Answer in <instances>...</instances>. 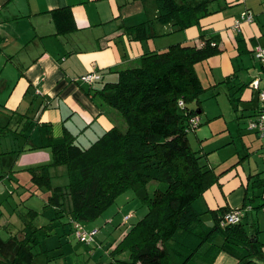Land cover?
Masks as SVG:
<instances>
[{
  "label": "crops",
  "instance_id": "crops-1",
  "mask_svg": "<svg viewBox=\"0 0 264 264\" xmlns=\"http://www.w3.org/2000/svg\"><path fill=\"white\" fill-rule=\"evenodd\" d=\"M212 3L219 11L202 17L199 25L176 29L157 19L155 0H0V126L9 127L1 131L0 140L3 136L10 139V135L15 139L19 134L15 129L20 127L24 136L22 145L7 147V142L0 151V199L13 190L9 181L19 187L23 178L36 186L29 168L51 162L49 148L40 147V125L49 124L54 136L67 130L77 135V140H88L90 134L99 135L113 126L124 130L127 124L122 116L100 98L105 83L117 81L118 72L136 66L145 52L178 42L201 46L203 29L205 38L211 37L219 52L197 62L194 69L204 90L224 85L231 111L228 114L219 108L211 112L200 102L199 123L187 132H193L198 148H191L206 159L214 178L200 204L204 209L250 206L244 213V218L250 216L249 221H243L246 231L264 243V190L259 203L253 202L261 192L258 188L255 195L254 188L264 186V145L248 125L258 110V89L264 87V63L253 54L254 45H264V0ZM62 8L71 15L66 19L67 26L72 25L67 32L58 29L52 16ZM243 11L252 13L253 20L240 19L237 28L235 20ZM138 28H142L143 38ZM89 71L99 73L100 78L91 83L82 80L81 75ZM255 80L257 87L252 84ZM215 92L211 98L223 99ZM201 114L206 118L203 126ZM49 172L51 179L65 173L58 166H49ZM125 216L122 222L130 218ZM209 216L206 213L203 219L211 220ZM83 225L98 226L89 221ZM129 228L113 231L117 234L108 243L110 256ZM110 237L102 234L105 241ZM99 240L94 245L102 247ZM4 246L0 241L1 252L11 256L14 242L8 240ZM195 262L205 264L206 258L196 257ZM237 263V258L224 250L209 262Z\"/></svg>",
  "mask_w": 264,
  "mask_h": 264
},
{
  "label": "trees",
  "instance_id": "trees-1",
  "mask_svg": "<svg viewBox=\"0 0 264 264\" xmlns=\"http://www.w3.org/2000/svg\"><path fill=\"white\" fill-rule=\"evenodd\" d=\"M212 1L155 0L157 19L176 29L199 25L202 17L219 11L210 8ZM52 16L61 32L72 27L66 24L71 16L66 8L54 10ZM205 35L201 29V46L178 42L145 52L136 66L118 72L117 81L105 83L100 98L119 112L127 124L124 130L113 126L83 144L67 130L54 136L49 124L40 125V147L49 148L51 162L29 168L30 179L49 191L45 206L56 216L44 225L25 224L19 229L22 237L14 233L13 239L4 240L14 242L15 251L6 256L0 249V264H31L34 255L48 250L44 238L51 234L55 218L70 216L74 232L75 221L83 224L97 218L130 188L147 211L114 248L128 252L129 259L120 264H196L199 256L209 264L220 250L234 255L237 264H264V243L248 234L244 214L238 223L222 226L219 217L232 207L204 209L200 204L214 178L203 156L191 148L187 132L190 118L198 117L204 91L194 65L219 52ZM4 129L9 127L0 126V133ZM60 165L67 170L68 182L52 186L49 166ZM206 213L212 225L203 219Z\"/></svg>",
  "mask_w": 264,
  "mask_h": 264
},
{
  "label": "rangeland",
  "instance_id": "rangeland-1",
  "mask_svg": "<svg viewBox=\"0 0 264 264\" xmlns=\"http://www.w3.org/2000/svg\"><path fill=\"white\" fill-rule=\"evenodd\" d=\"M210 8L215 9L217 8V6L216 4L212 3L210 5ZM193 43L194 42H191L190 44ZM200 76L204 82L203 84L208 86L207 80L203 79L204 77L202 72L200 73ZM214 91H216L215 93H218L219 95H223V99L221 97L218 98V100H216L217 98H211L210 94L214 93ZM214 91L211 87H207L200 94L201 104L211 112L222 108L223 110L225 109L229 114L231 109L229 108V102L225 94L227 91H224V85L223 87L214 89ZM201 115L202 120L200 126H203L206 124V118L205 116H203V114ZM232 123L231 128L233 129L234 124ZM17 130L20 133L16 135L15 139H13L11 135L8 136L10 137V139L5 136L1 138L0 151L4 147H6L7 142L9 143L7 147L20 146L24 143L22 140V137L24 136L21 135L23 133V128L20 127L17 128ZM93 136L94 134H90V136H88L89 141L95 138ZM187 136L190 146L193 149H197L198 145L193 132H189ZM89 141L87 139L81 140L83 144H88ZM202 160L207 162L204 157L202 158ZM58 167H62L65 173H63V175L59 174L58 176L53 175L51 184L57 185L62 183L61 185L62 187H64L68 182L66 168L62 165ZM9 186L13 190L11 192H8L4 199H0L1 242H6L3 241L5 239H13L12 235L14 233H19L20 227L24 226L25 224H29L31 227L46 224L50 222L51 218L56 216L55 210L53 208L45 206V198L47 197L49 192L44 188H39L32 184H29L27 181L25 182L23 178L21 180V186L14 187V185L11 184L10 181ZM152 188V184L148 185L149 192H151ZM255 188V195L257 192L256 190L258 188L261 189V192L253 201L257 205L260 201V194L262 193V190H264V186L260 185L259 187ZM1 196L2 195H0V197ZM249 196H252L251 189L249 191ZM68 206L69 200L65 199L64 208L68 209ZM146 209V205L139 200L133 189L130 188L124 190L116 196L114 201L110 203L97 218L89 221L91 225H98L95 226L97 228V233L94 235L93 240L89 243L80 242L75 236L72 230V225L71 223H69L70 216L66 214L61 216L60 218H55L56 223L52 226L53 230L51 231V234L44 238V244L46 245L48 250L46 252H40L39 254L34 255V259L31 264H116V262L120 264L117 259L128 260L129 255L126 250H113L114 253H112L111 251L113 256L109 255V250L107 249L109 248L108 243L111 242L117 234L113 233V231L117 230L116 232H119L126 229V227H130L131 224L136 222L145 214ZM30 210L35 211V213ZM124 214H127V216L130 218L122 222L121 217ZM109 218L114 219V222L109 223L108 221H106ZM253 218L255 221L256 216L254 215V213ZM249 219L250 216L247 215L246 218H243V221L246 222L249 221ZM102 234L106 238L109 234H111V237L105 241L102 238ZM97 238H100V240L97 242L101 243L102 247L94 245V242L97 240ZM218 240H220L219 237ZM3 249H6L5 246ZM33 249H35V246L33 247Z\"/></svg>",
  "mask_w": 264,
  "mask_h": 264
},
{
  "label": "built area",
  "instance_id": "built-area-1",
  "mask_svg": "<svg viewBox=\"0 0 264 264\" xmlns=\"http://www.w3.org/2000/svg\"><path fill=\"white\" fill-rule=\"evenodd\" d=\"M240 19L246 20L248 22H251L253 20V15L249 11H243L239 17V19L235 20V27L239 28V22ZM212 45H214V42H212ZM253 54L256 57V59L264 63V45L256 44L253 47ZM82 80L86 82H93L94 80H97L100 78V74L95 71H89L80 77ZM255 87H257V81L255 80L253 83ZM258 100H259V106L257 113L255 116L249 121V128L253 129L259 137L262 139V145H264V87L258 89ZM179 104H182V101H179ZM190 122V129L195 128L198 125V117L193 116L189 120ZM250 208V206H244V207H232L227 212L223 213L219 217V223L220 225H226V224H233L238 223L244 212L247 211ZM264 208V207H262ZM128 216H125V219H127ZM74 234L78 238L80 242L89 243L93 240L94 235L97 233L96 227H90L85 228L84 225L81 222L75 221L74 224Z\"/></svg>",
  "mask_w": 264,
  "mask_h": 264
},
{
  "label": "water",
  "instance_id": "water-1",
  "mask_svg": "<svg viewBox=\"0 0 264 264\" xmlns=\"http://www.w3.org/2000/svg\"><path fill=\"white\" fill-rule=\"evenodd\" d=\"M200 112V110H198V113ZM206 223L208 224V225H212V221L211 220H208V221H206ZM20 235H21V237H22V234L21 233H19Z\"/></svg>",
  "mask_w": 264,
  "mask_h": 264
}]
</instances>
